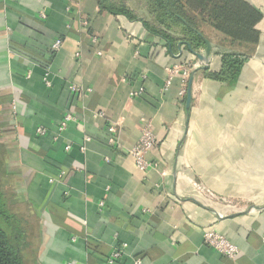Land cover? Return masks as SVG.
<instances>
[{
	"label": "crops",
	"instance_id": "crops-1",
	"mask_svg": "<svg viewBox=\"0 0 264 264\" xmlns=\"http://www.w3.org/2000/svg\"><path fill=\"white\" fill-rule=\"evenodd\" d=\"M244 1L261 14L259 42L229 86L207 78L219 55L207 68L172 56L99 0H0V159L12 203L34 214L36 264H107L116 251L114 264H264V0ZM187 63L198 67L186 84L165 88L166 68ZM142 121L157 143L146 156L157 168L145 172L123 153ZM208 230L239 255L207 247Z\"/></svg>",
	"mask_w": 264,
	"mask_h": 264
},
{
	"label": "trees",
	"instance_id": "trees-1",
	"mask_svg": "<svg viewBox=\"0 0 264 264\" xmlns=\"http://www.w3.org/2000/svg\"><path fill=\"white\" fill-rule=\"evenodd\" d=\"M99 0L101 12L139 22L145 31L160 39L172 56L187 52L220 56L221 68L207 74L209 80L234 86L244 64L259 42L256 25L261 14L244 0ZM212 35L215 37L212 38ZM0 159V264H36V230L29 203L14 205L11 183Z\"/></svg>",
	"mask_w": 264,
	"mask_h": 264
},
{
	"label": "built area",
	"instance_id": "built-area-1",
	"mask_svg": "<svg viewBox=\"0 0 264 264\" xmlns=\"http://www.w3.org/2000/svg\"><path fill=\"white\" fill-rule=\"evenodd\" d=\"M5 1H11V0H5ZM41 19H45V15L42 13L40 14ZM83 26L87 28L89 26V22H84ZM92 42L96 43V38H92ZM61 46V41L56 40L52 46H51V53L54 54L58 52ZM101 51H96L97 56H101ZM78 55H76L77 57ZM198 66L194 65L192 63H187L185 65H182L181 67H168L166 68V81H165V88L168 87L171 83V81L174 78H180L183 85L186 84L188 77L190 73L196 69ZM43 84L46 87L50 86L49 82V69L46 67L44 69V75H43ZM69 89L72 92H78V89L70 86ZM141 94V91L139 92H132L130 93V97H137ZM183 95V92L180 93V96ZM72 116L70 114L65 115L63 121L60 123L58 130L62 132L69 121H71ZM143 127L141 128V134L138 142L136 143L135 146H133L131 149L123 152L127 156H129L136 168L140 171H148L150 169H155L157 168V165L155 163H151L147 161L146 156L156 147V139L151 131V127L148 123L145 121H142ZM38 133L42 134L41 131H38ZM108 146L111 148H119L118 144V135H117V129L114 125H110L108 127ZM65 150H69V147H66ZM106 162H109L108 159H105ZM197 190L203 193L205 197L208 199L214 198V196L209 193L205 192L203 188L197 187ZM203 241L204 244L216 251L219 255H221L223 258L228 259V260H234L238 255H239V249L233 245L230 241H228L225 237L222 235L218 234L214 230H208L205 231L203 234ZM262 242L264 244V237L262 238ZM121 258V252L116 251L112 254L111 258L108 260L107 264H114L118 259ZM140 260H135L133 264H140Z\"/></svg>",
	"mask_w": 264,
	"mask_h": 264
},
{
	"label": "water",
	"instance_id": "water-1",
	"mask_svg": "<svg viewBox=\"0 0 264 264\" xmlns=\"http://www.w3.org/2000/svg\"><path fill=\"white\" fill-rule=\"evenodd\" d=\"M209 55H210V46L207 44L204 55L198 54L195 57L204 65V68H207L209 64ZM190 85H191V79L188 82L187 104L189 103V98H190Z\"/></svg>",
	"mask_w": 264,
	"mask_h": 264
},
{
	"label": "rangeland",
	"instance_id": "rangeland-1",
	"mask_svg": "<svg viewBox=\"0 0 264 264\" xmlns=\"http://www.w3.org/2000/svg\"><path fill=\"white\" fill-rule=\"evenodd\" d=\"M194 1H195V0H192V1H191V4H192L193 6H196V8L198 9V7H197V5L195 4ZM198 12H202V13H203V10L198 9ZM32 233H33V232H32Z\"/></svg>",
	"mask_w": 264,
	"mask_h": 264
}]
</instances>
